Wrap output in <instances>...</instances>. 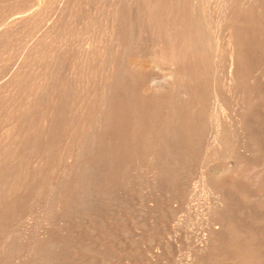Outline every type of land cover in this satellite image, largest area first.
I'll return each instance as SVG.
<instances>
[{"label":"rangeland","instance_id":"374dc122","mask_svg":"<svg viewBox=\"0 0 264 264\" xmlns=\"http://www.w3.org/2000/svg\"><path fill=\"white\" fill-rule=\"evenodd\" d=\"M39 1L40 0H11V1L0 0V44L6 45V48L3 45H2L3 47H0V95L4 92L5 89L4 87L8 85L11 75L17 71H20V69L22 71V69H24L23 68L24 64L29 63L30 65L26 67L27 68L26 70L28 71L29 66L31 70V64L33 65L35 60H33L32 63L31 59H27V58L29 57L30 49H32L31 47H34V45H36L41 40L45 41V44H43L44 42L43 43L41 42V44H43L42 46L46 50V51L44 50L45 53L43 54L45 55L44 59L42 58L45 61L44 62L42 60L43 63L46 64L43 63L40 64L45 65L46 67L42 66L45 70H43V68L41 67V70L39 72L37 71L38 69H40V65H39L38 66L39 68L38 69L36 68L37 70H34L33 74L37 75V72L39 74L42 71L41 73L42 75L44 71H46L48 65L45 59H47V57L48 58L54 57L51 58V60L53 59L54 61H56L55 58L56 56H58L57 59L60 58L59 59L60 61L57 60L56 62L59 61L58 63H60L61 65H58V63L52 61L56 65L52 66L49 64L50 68H48L49 71H52L51 67L54 68L56 66L55 69H53V73H55L54 70H57V67L59 68L60 66L58 71H56L55 73L56 75L54 76V74L47 72L49 73V75L51 74L57 79L60 77L59 78L60 80L54 79L53 77V80L55 82L51 80V82L49 83L51 84V86L49 85L50 89L51 88L53 89L54 87L57 88L56 94L52 92L55 95L49 94L50 96L53 95L55 100H56L55 96L57 95V92L60 89L58 85H60L61 87V85L63 84L62 86L63 87L67 86V89L68 87L70 88L72 86L71 89L69 90L74 91L72 88L77 86H78L77 88H80L86 85V83H88V80L93 81V79L91 78L89 79L87 77L89 76L88 74L87 76L82 75L84 77L83 78L82 76L80 77V73H79V77H78L77 71L78 70L80 71L82 67L80 66L77 69L76 65H78L81 62L80 59H83L85 57L84 56L82 58L80 54L81 55L85 54L88 51L91 52V50H93L92 49L93 46L94 49L97 48L96 49L97 52L98 51L99 53L100 51L102 52L101 54H103L102 55L103 57H105L104 55L106 51L103 52L102 50H106V49H103L102 47L104 46L107 47L106 45H108L109 48L111 45V46H116V49L117 48L119 50L122 49L121 45L119 44L120 40L118 39L115 40V41L118 40L117 42H119L118 43L119 46L117 45V43L114 42L112 43V40L108 44L107 42L110 41L108 40L110 36L104 34V33H108V31L104 32V30L106 31V20L104 18H106V15L108 14V11L106 12V9L107 10L109 9L106 7L109 5V2L111 5L113 2L115 3L116 0L113 1L112 0L111 1L110 0H43L40 6H38V4L36 6V3H38ZM134 1L135 4L132 0L131 1L127 0L128 4H126L125 1L124 5L126 6V8L129 9L128 12L132 13L131 10L133 9V13H132L133 15H131L130 13L127 14L126 13L127 10L125 11V14H127V16L129 15L128 17H130V19L134 17L133 20L135 21L136 17L134 16L135 15L134 11L136 10V13H138L136 15L137 17L139 16L140 18H136L137 21H135V23L139 22V25L141 26L143 25L142 32L143 31L144 32L143 33L141 32L142 34H140L141 41L140 42L137 41V43L136 44L134 43V45L132 46V47L137 46V48L136 47L134 48L135 49L134 51L136 53L134 54V52H132L133 51L132 48L130 49V51L126 56H123V58L125 57L124 58L125 65L126 62H128V64L131 63V65L133 66V64L138 62V64L136 63L138 66L136 64L134 66H137L135 68L140 69L141 72L139 70L138 72L140 73L141 77L136 79V81H134L136 82V84L134 82L131 83L132 84L131 87H134L132 88V91H134L135 89L137 90V92L135 91L134 94L132 95H136V96L131 97L130 95L131 93L129 90H128L129 94L127 93L128 91H126L125 94L127 96L126 95L125 96L128 97V95H130L129 96L131 97L130 100L134 99L133 101L139 100L138 102H140L142 100L141 101L142 103L140 102V104L143 105L141 108L144 109L145 111L147 110V107H150L151 103L154 104L153 102H157L158 98L160 100L165 96L167 99L168 98L173 99L172 97H174V95L173 96L171 95L176 90L173 87H175L176 84H179L180 81H183V79H179L177 81V79L175 78H169L167 80L164 79L170 70L168 67L169 62L167 60L168 54L166 53L168 52L167 50H169L170 42L174 50H178L180 47L183 48L184 44L186 43V42L184 43V41L179 40L180 41L179 42L177 40L176 42L179 43L178 44L175 43L177 45H174L173 43L174 39H172V41L169 40L168 42L167 32H164L166 30L165 28L168 29L169 27L172 28L175 27L176 23L173 24V26L171 23L175 20L174 17L176 18L180 17L178 13L181 10H183V8L187 9L186 10L187 12L189 10L194 14L196 12L198 14L196 15L200 16V19L204 23L203 25L204 32L206 33V36H208L209 38V43H208L209 48L206 51V55L208 61L210 60L208 65L210 66V68H212L213 71L209 69V66L207 65L208 62L204 64L205 67H203V65L201 64L203 68L202 67L200 68L201 65L200 66L198 65V69H200V71L203 74H205V78L201 80L204 81L202 82L206 87L205 92L200 93L201 102H199L200 99L197 96L198 94L194 98L192 97V100H194L195 98L199 100L194 102L192 112H194V110L195 112L194 113L191 112L193 115L195 114L194 115L195 118L198 112L201 117V122H202L200 128L201 132L199 131L200 135L197 136L199 138L196 137L195 140L193 139L194 141L192 140L191 143L187 144L188 148L187 146H185L184 149L185 152L183 151L184 153L182 152L180 156L181 161H179L180 160L179 158H178L179 160L177 159L176 161L174 160L176 164L179 165H176L174 161L173 162L171 161L173 163L170 164L171 166L166 162L165 164H163L161 161L159 162L157 157H155L158 156L156 147L148 148L149 146H146L143 143L141 144L139 143L140 146L143 144V146L144 147L146 146L147 149H145L143 146H141V148H138L139 145L137 144L138 146L136 145L135 147L139 149V150L137 149L138 153L136 152L135 148H132V150L127 153V155L129 154L130 158H128L126 155L128 160L126 157L123 158L125 160H123V162L120 163L121 166L116 161V163H113L114 166L109 165V167H111L110 169L106 165L104 166L105 170L102 169L99 172H96V170L95 172H93L94 170L91 171L89 170L90 172L88 171V173L78 176L76 177V179L75 178L71 179L70 177L66 176V174L63 171L66 169L67 166H68L67 168L71 166L72 163H68V162H70L72 158L63 157L61 158L62 159L61 161L60 157L57 156L58 152L56 151L55 153L57 154L56 155L53 154L54 163H52V165L57 166L59 164V166L55 167L54 171L53 169L49 170L51 172L53 171L52 173L47 172L48 174H50V176L49 175L47 176L46 173V176L48 177L46 178V180L49 183L45 182L46 181L45 180L44 182L46 185L43 186L44 182L41 181L43 185H41V183L40 185L41 187H44L43 193L46 192L50 186H52L53 187L52 189L55 190L56 187L53 184L54 182L58 183L61 181L62 182L69 181L67 182V184L63 185L65 187L66 186L70 187L71 183H73L74 185L72 184L71 189L69 187L68 189L62 187L64 188L62 189L61 184L57 186L59 188H56L55 190L56 192L57 190L58 191L60 190L59 192L63 191V196L65 192H69L67 193V195L69 196H66L65 193L66 198L62 197L60 200H55L56 199L55 198L52 200V202L54 203L51 202V198L48 199L49 195L47 197L45 193L42 194L44 195L43 197L42 195H38L37 197H35L36 199H33V197L30 195V197H32L30 199L28 192H26V195H23L25 194V191L24 193H21L22 191L21 192L19 191L20 193L18 192L19 194L16 197L18 203L15 205L17 207L20 205L19 207L22 208L18 207L21 212L19 211L18 208H17L18 210L14 208L13 210L15 211L17 210V211L16 212L13 211L14 213L13 216L14 217L16 216L15 218H18L21 221H19L18 219H16L17 220L16 221L15 218L11 216L10 217L11 219H9L11 221H8L7 222L8 224H5V226H7L6 228H4L5 226L2 227L1 230L2 233L0 235L1 238L0 247L4 242L7 248L12 247L13 249V252L9 256V258H7L5 264H18L21 262L23 257L29 258V259L24 258L27 262H30L31 261L30 259L35 260L38 257V255L34 253L29 255L27 254L28 252L27 253L25 252L27 251L28 246H31L35 242L36 243L39 242L40 244H43L41 242H44L45 245L48 244L49 245L48 249L52 244L55 245V247L54 245L52 246L54 249L51 248L52 250L51 249L49 250L50 253L48 252L47 254L48 258L46 257L45 260V262L46 261L48 262L49 260V264H191L196 260L202 248H205L204 245H206V248L208 249L206 250L207 251L206 255L208 254L209 256V257L205 256L206 259L209 260L213 257H216L217 258L216 261H219L220 259H222L219 252L223 251V247L228 246L229 248L230 245L232 244V243H228L231 242L230 238L233 237V240L236 243L235 239H237L238 237L235 238L236 234L233 233L234 232L236 233L237 230H238L237 235H239L240 233V235H243L242 237L246 238L244 239L240 236L244 240V242L247 241V243H251L252 241H254L257 243V245L261 244L260 246L261 248L256 245L258 247L257 249H262V251L264 249V0H183V1L181 0V2L180 0L179 1L178 0L177 1L176 0H140V1L134 0ZM136 1L138 5H136ZM138 1L141 2L143 6H147V7L144 9L141 3H139ZM129 2H131L132 4ZM139 5H141L142 7ZM177 5L178 6L180 5L179 8ZM134 6H136L135 7L136 9L133 8ZM153 6L154 8H156V10L153 8ZM143 9L144 11H142ZM152 10L154 12H152ZM105 12L106 15H104L103 17V14H105ZM144 12L150 14L146 16L145 15L146 13L144 14ZM141 13H143L144 15ZM152 13L153 14L155 13V15H153ZM67 14H71L70 15L71 17ZM78 14H80V16ZM151 16L153 18H151ZM72 17L74 18V20ZM78 17L79 19H77ZM82 17L84 18V22L88 21V23H90V25L85 23L87 26L89 25V30L85 29V27L87 28V26L84 24ZM91 17L93 18V22H91L92 19H89ZM144 17L145 19L147 17L149 19H146V21L144 22L145 20ZM60 18L61 20L63 21L65 20V21L62 22ZM95 18H98V20L101 21H97ZM171 18L172 19L174 18L172 22L170 20ZM167 20L169 21L167 22ZM177 20L178 19H176L174 22H176ZM5 21L12 24L10 28L11 30L8 29V33L7 30L6 31L3 30ZM56 21H59L61 24L62 23L63 24L60 25V23L58 22L59 24H56L55 27L53 26V24L57 23ZM78 21L81 22L82 26L83 24L85 25V27L81 26L84 30L81 27L80 28L83 31L87 30L86 31L87 34L85 32L82 33L83 31L79 29L80 22ZM94 21L100 23L103 22L104 25L103 23H101L102 25L99 26L100 23H95ZM148 21L149 23H147ZM165 22L167 24H165ZM168 23L171 24V26L170 25L168 26ZM96 24L97 27L99 26V30L97 31L102 32L101 34H103L104 37L101 36L99 32L96 31L97 28ZM144 24L146 28L150 27V29H152L151 33H150V29H148L149 30L148 31L146 28H144L145 27ZM93 26L95 28H93ZM69 27H71V29ZM76 27L78 30L76 29ZM162 27H164L165 30ZM185 27L188 36L192 38L193 27H189V26H185ZM159 29L160 31L161 30L163 31L160 32ZM154 31H156V34ZM46 32L48 33V36L46 38L41 39L43 34H45ZM90 32L91 34H89ZM9 33H11L10 37H8ZM89 35L91 38L89 37ZM143 35H145L144 36L145 38L148 37L149 38L148 40L151 41L145 40ZM67 36L68 37L70 36V38H68ZM7 37L11 39L9 40ZM95 38H98L97 40L101 39L103 42L105 40L108 41L107 42L105 41L106 45L105 42L103 43L104 44L103 45L100 42L101 40H99L98 43H96L97 41ZM155 38H158V40ZM208 38H206V41H208ZM7 40L10 41L9 44L7 43L9 41ZM56 40H58L57 42L60 43L58 44ZM61 40L63 41L61 42ZM153 42L155 43L154 47L150 45V47H148L149 49H147L146 46H149L150 43L153 44ZM95 43L96 44L101 43L103 46H101L100 44L98 48V45L96 47ZM42 46H40V48ZM62 46L64 48H61ZM238 47L240 48L239 50H237ZM112 48L113 47H111V50ZM164 48L165 49L168 48V49L164 50ZM235 50L238 52H236ZM23 51L25 52V54ZM54 51H56L57 53L56 52L54 53ZM64 51L65 52L68 51L67 53H69L70 51L72 54L71 53H69V55L67 53L65 54ZM52 52H53V56H52ZM92 52L91 54H89L88 52L87 54V56L89 57L88 60L90 59V55L94 53ZM138 52L139 53L141 52L143 56L147 54L148 57L147 55L146 57H142V55L139 54ZM154 52H158L159 54V56L157 55L154 57L155 61L150 59L153 58ZM163 52H165V54L167 55H165ZM231 52L235 54L238 53L236 55L239 56L237 76L235 77L234 80L229 78L232 75L231 73H229V71L233 67L230 66L229 64L230 56L232 54ZM26 53L28 55H26ZM54 54L57 55L54 56ZM58 54H61L62 56L60 55L61 56L60 57ZM101 54L94 53L95 56L94 55L93 56L96 57L97 55L98 58L99 55L100 57H102ZM63 56H65L66 59L65 58L62 59ZM93 56L92 59L94 58ZM164 58L166 59L164 60ZM61 59L65 61H62ZM92 59L90 60V63L86 64L87 68H85V65L83 66V68L87 69L88 72L89 71L88 65L90 64L91 67H93V69L94 67L96 68V70L98 69L97 73L100 74L99 69L102 68L101 65L99 64L98 67L95 66L96 63L95 61L97 60L99 61V59L96 60L94 58L95 60H93V62L95 63L92 62ZM22 60L24 62L26 60L28 61L30 60L31 62L29 61L23 63ZM49 60L50 59H48L47 61ZM52 62L50 63L53 64ZM98 63H100V61ZM98 63H96V65ZM241 63L243 64V66L241 65ZM63 64L65 65V67ZM69 64L70 66H72L71 68L69 67ZM204 68H207L206 71L209 69V71L206 72ZM66 69H68V71ZM73 70L74 71L77 70V71H75L74 73ZM35 71L37 72L35 73ZM57 72L58 73L60 72V74H58ZM76 72L77 75L75 76ZM45 73L44 75H42V77L45 76ZM47 73L46 75L48 76V78H52ZM210 73L211 75L209 77ZM212 74L215 77H213ZM61 75L63 77H61ZM74 76L76 79L74 78ZM152 76H156L158 79L162 81L160 83L161 85L158 88L155 87L154 89L150 88L151 86H149L150 84L149 82H150V77ZM211 76L214 79L211 78ZM162 79L165 80L166 82H163ZM230 79L232 80V82L230 81ZM67 80L68 81L70 80L69 85L67 84L68 83ZM81 80L82 81L84 80L86 82L83 81V83H81L82 82ZM209 80L211 81L209 82ZM76 81L79 82L77 83ZM183 82H181L180 84L191 86V84L193 83V82L190 83L189 80L186 81L187 84L186 82H184L185 84ZM74 83H76V85ZM53 84L55 86H53ZM95 84L97 85L98 82ZM180 84L178 86H180ZM208 84H210L209 87L211 89L207 87ZM165 85L168 86L171 90L168 87H165ZM28 87L29 85L27 86V88ZM65 88L66 87L62 88L63 89L62 91H65ZM77 88H75V90ZM42 90L44 92V89ZM77 91L80 98L84 96L83 91H79V90ZM138 91L140 92V96H137L139 95ZM168 91L172 92V94L170 95ZM26 92L25 95L28 93ZM45 93L41 94V97H39L40 94L38 95L39 97L38 99H40V102L41 100H43L42 96L44 97L46 96ZM61 93L62 92L60 89L58 92L59 95L57 96V100L55 103V105L57 106L58 104L60 105L64 103L62 99L59 100L60 103L58 102V99H60L59 96L62 97L64 96ZM119 94L121 93L118 92V95ZM143 95L145 96L143 97ZM166 95L167 96L169 95V97H167ZM183 95H184L183 98L181 97L182 95L180 96V100L183 99L184 102H186L185 100H187L186 104L191 103L192 100L189 101L190 97L187 94H183ZM79 96L76 99L77 106L84 107V103H82V99L85 98L86 93L85 96L82 97L81 99L79 98ZM186 96L187 98L185 99ZM114 97L116 96L114 95ZM135 97L136 98L139 97L140 99L137 98L135 100ZM54 98H50V99H54ZM80 100L82 106L78 104V101L80 103ZM150 100H152L153 102L151 101L150 103ZM180 100L178 101L183 102V100L182 101ZM196 102L197 103L199 102L198 106ZM143 103H146L145 104L147 106L145 107L146 109L144 108L145 105ZM170 103L174 104V102H170ZM167 104L168 103L164 104V106L165 105L166 106L162 109L163 114H167L170 112L168 108L169 104L168 105ZM30 108H32L31 109L32 111H34L35 108L36 110L39 109L37 107L35 108L30 107ZM23 109L25 110V108ZM26 109H28V106ZM21 110L17 111L18 114L19 113L21 114L24 111ZM1 111L2 110H0V114H1L0 116L2 117V115L4 116L5 111L2 112ZM193 115L192 117L194 118ZM50 116L51 119L57 118L55 115L52 116V114L49 115V118ZM1 117H0V121L2 120ZM36 118H37V122L40 121L38 117ZM39 118H41L40 121L42 123L41 125H44L43 127L49 129L50 125L47 124L45 125L43 122L47 119L46 122L50 124L49 121H51V119L50 120H48V118L43 119V117L40 116ZM125 121L126 122L128 121L127 118H125ZM1 122L0 124L2 125L0 126V133L4 131L6 126V123H1ZM148 122L149 121H146L144 119L141 123H137V128H140V125H142L143 128H147ZM215 122L216 123L221 122V132L223 131L222 133L224 134V138L227 139L229 143L228 145L224 146L225 148L222 149V151L214 155V153H212L213 151L210 145H211V137H212L211 133H213V131L215 130V126L212 125H216ZM40 127L43 128L42 126ZM110 128L112 129L113 126H110ZM110 128H108V131L110 130ZM48 129L44 128L43 130L45 131ZM204 129H207V131ZM228 138L231 140L229 141ZM198 140L199 141L201 140L200 141L201 143ZM133 149L135 151H133ZM104 150L105 149H103V151L101 150L102 155L105 153ZM151 152L152 154L150 155ZM90 153H92V156L90 155ZM131 153L132 155L130 156ZM207 154L209 158L207 157ZM220 154L222 157H219ZM94 155L96 157V154H93V152L88 151L85 156L87 158L89 157V162L91 163L92 161H94L93 160L95 158ZM104 155L106 156L107 154ZM140 155L144 160L141 159ZM144 157H146L147 160ZM132 158L135 159L133 160ZM55 160L57 164H55L56 163ZM66 160H70V161H67L66 163ZM13 164H16V162ZM115 164L118 167L120 166L121 168L120 167L118 168ZM164 168L166 169L163 170ZM111 171L113 173H111ZM212 172L213 173L215 172L216 176ZM106 174H108L109 176ZM91 175L93 177L95 176L94 177L95 179L91 177ZM129 175L130 178H128ZM105 176L107 177V180ZM69 178L73 181L79 180L78 182H76L77 188L78 187L80 188L83 182L84 183L86 182L87 184L85 183V185L87 186L83 184L84 189L81 187L80 188L82 189L81 191L75 188L76 183L71 181ZM80 178L83 180H81ZM98 179L100 180V182H98L99 181ZM27 180L29 182V178ZM49 180L53 183L51 184ZM117 180L118 182L121 180V182L115 184ZM113 181L115 182L113 183ZM113 184L115 187L113 186ZM103 185L105 188L103 187ZM72 187H74L75 189H73ZM106 190L108 191L106 192ZM47 192L48 194H50V191ZM86 193L89 196L90 195L91 196L88 197ZM27 195L29 198L27 197ZM45 198L46 200H44ZM28 199L29 201H27ZM33 200H35L36 202ZM62 201H64V203ZM38 202H40V204ZM56 202L57 205L56 206L53 205L56 204ZM66 202L68 204H66ZM31 204L33 205V207ZM43 205L46 207H44ZM64 210H66L67 212ZM3 233H5L6 235ZM32 238L34 239V241H32L33 240ZM252 238L255 240H253ZM257 239H259L258 241H261L263 245L261 242H258ZM10 242H12L13 244L11 243L10 245ZM207 244L209 245L207 246ZM14 245L17 248H15ZM212 248L214 249V251L216 250L217 252L219 250V252L217 253L214 251L213 252L209 251V249L213 250ZM56 249L59 250L57 251ZM218 254L219 256H217ZM53 256L55 257V259ZM224 258H227V256ZM229 260H231V257H229Z\"/></svg>","mask_w":264,"mask_h":264},{"label":"bare ground","instance_id":"6f19581e","mask_svg":"<svg viewBox=\"0 0 264 264\" xmlns=\"http://www.w3.org/2000/svg\"><path fill=\"white\" fill-rule=\"evenodd\" d=\"M11 1V0H10ZM111 1V0H110ZM113 1V0H112ZM125 1H126V4H128L127 0H116V2L112 3L110 5V2H109V7L107 6L106 8H109L108 10L106 9V12L108 11V14L106 15V12L105 14H103V17L104 15H106V18H104L106 20V31L104 30V32H107L108 33H104V34H107L108 36H110V38L108 40H105L108 44L109 42H111L112 40V43H118L121 45L122 49L119 50L118 48L116 49V46H111L110 45V48L108 47V45H106V42H105V45L107 47H102L103 49H106V50H102L103 52H105V57H103L101 54L102 52L99 51L97 52L95 48L94 49V46L92 47L93 50H91V52L93 51H96L94 53H98V54H101L102 57H100L98 55V58H97V55L96 57H94V53L92 55H90V59L88 60V52L89 54H91L90 51H88L87 53L85 54H80V56H82L83 59H80L81 62L76 65V68L78 69L80 66L82 67L81 70L77 71L78 72V77H79V73H80V77L83 75H86L87 74L89 76H87L89 79H93V81H89L88 80V83H86V85H84L83 87H80V88H77V87H74L72 88L74 91H71L69 89H71V87L67 89V86H64L66 87L65 88V91H62L64 88L62 85L59 88L61 89V94L64 95L63 97L62 96H59L60 99H58V102L60 103L59 100H63L64 103H61L62 104H58L55 105L56 103V100H57V96L59 95L58 92H57V95L55 96L56 97V100L55 98L53 97V95L56 94V91H57V88H49V85L51 86V84H49L51 82V80H53V77L56 75V71H58L59 68L57 67V70H54L55 73H53V69H55V67H51L52 71H49L48 68H50L49 66L50 65H56L54 64L52 61H54L53 59L51 60V58H54V57H51V58H48L45 59L46 62H47V69L46 71H44V73L46 72H50L53 75H49V73H47L49 76H51L52 78H48V76L46 75L45 73V76L42 77V75H44V73L41 75V73L38 74L37 71L40 72L41 70V67H46L45 65H41L40 63H43V59H44V56L43 55L45 52V48H43V44H45V41H39L36 45H34V47H31L32 49H30V53H29V57L27 59H31L32 63H33V60L34 61V64L32 65L31 64V70H30V66L28 67V71L26 70L27 66L30 65L29 63L27 64L26 62H29L28 60H26L25 62L23 61V63H26L24 64L22 71L20 69V71H17L15 73H13L11 75V78H10V81L8 83L7 86H5L4 88V92L0 95V110L2 111H5L4 113V116L2 115V122L1 123H6V126H5V129L3 132H1V136H0V235L2 233V227L5 226V224H8L7 222L8 221H11L9 219H11L10 217L14 215L13 210L14 208L17 209L18 207L15 205L18 203L16 197L18 196V194L21 192V193H24L25 191V194L23 195H26V192H28L29 194V197L30 195L33 197V199H36L35 197H37L38 195H42L45 193V195H49L48 199L51 198V202L53 199L55 200H60L62 197H65L66 196H69L67 195V193L69 192H65L66 193V196H65V193H64V196H63V191L59 192L57 190V192L55 191L56 188H59L57 186H59L61 184V188L64 187L65 189H68V187L66 188L65 184H67V182L69 181H66V182H58V183H53L51 182L50 180V183L54 184V186L56 187L55 190L52 189L53 187L50 186L48 188L47 191H50V194H48V192H44L43 193V188L44 187H41V185L45 186V182H48L46 180V178H48L47 176L50 174L51 169H55V167L59 166V164L57 166H53L52 163L53 162V154L56 155L57 153H55L56 151L58 152L57 156L61 158L63 157H70L72 158V160H66V163L67 161H70L68 163H72L71 166L69 168L66 167L65 170H62L64 171V173L66 174V176L70 177L71 179L72 178H75L78 177V176H81L85 173H88V171L90 170H94L93 172H99L101 171L102 169L105 170L104 166H108L109 165H113V163H116V161L119 163V165L121 166V162H123V158L126 157L127 153L130 152L132 150V148H135L136 152H137V149L138 148H141V146L146 145V146H149L148 148H151V147H156L157 148V153H158V156H155L157 157V159L159 160V162L161 161L163 164H165V162L167 164H173L172 162L176 159L181 161V153L184 151L185 149V146H187V144L191 143L192 140L200 135L199 131L201 130V117H200V114L199 112L196 114V118H195V114L193 115L192 113L195 112H192L193 111V105H194V102L195 101H199L197 100V98H195L194 100H192V97L194 98L197 94L198 98L200 99L201 98V95L200 93L202 92H205V86H204V81L201 80L203 78H205V74H203L200 69H198V65L200 66L201 64L203 65V67H205V63H207V65L209 64V61L207 59V55H206V51L207 49L209 48L208 46V43H209V38L208 36H206V33L204 32V23L202 22V20L200 19V16H197L198 14L195 12V14L193 12H191L190 10L187 12L186 10L187 9H184L183 7V10L180 11V8L178 14H179V18H175L178 19L176 22H172V20L174 19H170L171 20V24L173 26V24H175V27H169L168 29L164 27H162L165 31L164 32H167V35H168V42L169 40L172 41V39H174V45H177L180 41H184V46L183 48L180 47L178 50H174L172 45H171V42H170V47H169V50L165 49L164 50H167L168 52H166L167 54H165V52H163L165 55H167V60H168V67H169V72L167 73L166 77L164 79H169V78H175L177 79V81L179 79H183L184 82L186 81H190L193 82L191 84V86H188V85H182L180 84L181 82L183 81H180L179 84L180 86H178L179 84H176L175 87H173L174 89H176L174 91V93L172 94V92H169L171 96L174 95V97H172L173 99H167L165 96L163 98H161L159 100L158 98V101L157 102H153L152 100H150V103L151 101L154 103V104H150V107H147L145 104L146 103H143L145 107H147V110L145 111L144 109H142L141 107L143 105L140 104V102H138L136 99H140L139 97H135V100L136 101H133L134 99H131L130 98L132 96H136V95H132L134 94V92L137 90L135 89L134 91H132V88L134 87H131L132 84L134 81H136V79L140 78L141 75L140 73L138 72V70L140 71V69H137L135 67H137L138 65V62H134L137 66H134L135 64H133V66L130 64H128V62H126V65L124 63L125 61V57L123 58V56H126L128 54V52L130 51V49H132L134 52V54L136 53L134 50V48L137 46H134V43L136 44L137 41L140 42L141 38H140V34H142V26L139 25V22L138 23H135L136 18H140L139 16L137 17L136 14V10L134 11L135 12V21L132 19H130V17L127 16L128 13V8H126V6L124 5L125 4ZM131 1V0H130ZM135 4V1L132 0ZM140 1V0H139ZM138 1V2H139ZM177 1V0H176ZM179 1V0H178ZM183 1V0H182ZM41 2H43V0H40L38 3H36V6L38 4V6L41 5ZM124 2V3H123ZM181 2V0H180ZM178 2V3H180ZM75 3V2H74ZM131 3V2H129ZM141 3V2H139ZM132 4V3H131ZM130 4V5H131ZM133 4V5H134ZM136 5H138L137 1H136ZM142 5V3H141ZM139 5V6H141ZM66 6V5H65ZM128 6V5H127ZM132 6V5H131ZM143 6V5H142ZM141 6V7H142ZM178 6V5H177ZM180 6V5H179ZM178 6V8H179ZM186 6V5H185ZM136 6H134L133 8H135ZM147 6H143V8L145 9ZM187 7V6H186ZM64 8V7H63ZM67 8V7H65ZM138 8V6H137ZM140 8V7H139ZM154 8V6H153ZM136 9V8H135ZM142 9V8H141ZM144 9L142 11H144ZM156 10V8H154ZM153 9V10H154ZM72 10V9H71ZM99 10V8H98ZM127 10V11H126ZM131 10V8H130ZM152 10V12H154ZM103 11V10H102ZM110 11V12H109ZM125 11L127 14H125ZM132 13H133V9L131 10ZM138 11V10H137ZM178 11V10H177ZM80 12V11H78ZM158 12V10H157ZM156 12V13H157ZM190 12V13H189ZM82 13V12H81ZM103 13V12H102ZM132 13H130L131 15H133ZM140 13V11H139ZM146 12H144L145 14ZM176 13V12H175ZM76 14V13H75ZM143 14V13H141ZM143 14V15H144ZM150 13H146L145 15H149ZM153 14V13H152ZM197 14V15H196ZM60 15V14H59ZM67 15H71V14H67ZM80 16V14H78ZM77 15V16H78ZM155 15V13L153 14ZM76 16V15H75ZM99 16V15H98ZM157 16V15H156ZM154 16V17H156ZM61 17V16H60ZM71 17V16H70ZM74 17V16H73ZM72 17V18H73ZM93 17V16H92ZM89 18V19H92L91 22H93V18ZM97 17V16H96ZM65 18V17H64ZM75 18V17H74ZM73 18V20H74ZM83 18V17H82ZM87 18V17H86ZM151 18H153L151 16ZM63 19V18H62ZM79 19V17L77 18ZM88 19V20H89ZM97 21H101V20H98V18H95ZM100 19V18H99ZM142 19V18H141ZM145 19V17H144ZM143 19V20H144ZM146 19H149L148 17ZM146 19L144 20V22L146 21ZM186 19V20H185ZM61 20V18H60ZM71 20V19H70ZM72 20V21H73ZM153 20V19H152ZM220 20V19H219ZM62 22H64L63 20H61ZM76 21V20H75ZM90 21V20H89ZM97 21H94L95 23H100V22H97ZM104 21V20H102ZM169 20H167L168 22ZM11 22V21H10ZM57 23H54L53 26L56 27V24H59L60 22L59 21H56ZM59 22V23H58ZM80 22V21H78ZM83 22H84V18H83ZM82 22V23H83ZM12 23V22H11ZM70 23V22H69ZM87 23L90 25V23H88V21L84 22V24ZM103 23V22H101ZM99 24L102 25V24ZM149 23V21L147 22ZM157 23V22H156ZM170 23V22H169ZM168 23V26L171 24ZM63 24V23H62ZM60 23V25H62ZM81 24V22H80ZM79 24V29L81 30V28L85 25L82 24L80 25ZM142 24V23H140ZM165 24H167L165 22ZM164 24V25H165ZM11 25L10 23H8L7 21L4 22V28L3 30L6 31L7 30V33H8V29L11 28ZM74 25V24H73ZM89 25L87 26V28L85 27V29H88L89 30ZM92 25V24H91ZM94 25V24H93ZM104 25V23H103ZM148 25V24H147ZM150 25H151V22H150ZM161 25V24H160ZM59 26V25H58ZM57 26V27H58ZM78 26V25H77ZM82 26V27H81ZM99 26L97 27V24H96V31L99 30ZM141 26V27H140ZM145 26V24H144ZM166 26V25H165ZM167 26V27H168ZM176 26H179V27H176ZM185 26H189V27H193V36L192 38L190 36H188L187 34V30H186V27ZM81 27V28H80ZM91 27V26H90ZM149 27V26H148ZM157 27V26H156ZM71 29V27H69ZM75 28V27H74ZM92 28V27H91ZM90 28V29H91ZM93 28H95L93 26ZM101 28V27H100ZM146 28V26L144 27ZM63 29V28H62ZM77 29V27H76ZM75 29V31H76ZM83 29V28H82ZM147 30L150 29L149 28H146ZM155 29V28H153ZM11 30V29H10ZM55 30V29H54ZM78 30V29H77ZM84 30V29H83ZM81 30V31H83ZM93 30V29H92ZM90 30V31H92ZM151 30L150 29V33H151ZM50 31V30H49ZM53 31V30H52ZM57 31V30H56ZM87 30L83 31L82 33H86ZM95 31V32H96ZM149 31V30H148ZM160 31V29H159ZM163 31V30H161ZM160 31V32H161ZM55 32V31H54ZM63 32V31H62ZM67 32V31H66ZM99 32V31H97ZM142 32V33H141ZM155 34H156V31H154ZM6 33V32H5ZM6 33V34H7ZM50 33V32H49ZM52 33V32H51ZM56 33V32H55ZM61 33V32H60ZM102 32H99V34L101 36L104 37L103 34H101ZM146 33V32H145ZM10 34L8 35V37H10ZM58 34V33H57ZM70 34V33H68ZM87 34V33H86ZM91 34V32L89 33ZM153 34V32H152ZM66 35V34H65ZM159 35V34H158ZM42 36V35H41ZM44 36V37H43ZM42 38H46L48 36V33L46 32L45 34H43ZM53 36V35H52ZM58 36V35H57ZM145 35H143L144 37ZM7 37V38H8ZM61 37V36H60ZM58 37V38H60ZM66 37V36H65ZM68 37V36H67ZM90 37V35H89ZM98 37V36H97ZM102 37V38H103ZM106 37V35H105ZM142 37V36H141ZM231 37V36H230ZM70 38V36L68 37ZM91 38V37H90ZM145 38V37H144ZM143 38V39H144ZM147 38V39H146ZM145 40H148L149 38L146 37ZM164 38H165V35H164ZM187 38V39H186ZM206 38H208V41H206ZM9 39V38H8ZM11 39V38H10ZM9 39V40H10ZM51 39V37H50ZM54 39V38H53ZM57 39V38H56ZM96 39V43H98L99 40H97L98 38H95ZM106 39V38H105ZM116 39L120 40L119 42L115 41ZM142 39V40H143ZM152 39V38H150ZM158 40V38H155ZM7 40V41H9ZM46 40V39H45ZM65 40V39H63ZM61 40V42L63 41ZM69 40V39H68ZM104 40V39H103ZM144 40V41H145ZM179 41V42H176V41ZM12 41V40H11ZM58 40H56L57 42ZM91 41V40H90ZM148 41H151V40H148ZM41 42L43 44H41ZM48 42V41H47ZM52 42V41H50ZM94 42V41H92ZM91 42V43H92ZM102 44L104 43L102 40L100 41ZM157 42V41H156ZM159 42V41H158ZM8 44L10 43L7 42ZM58 43V42H57ZM60 43V42H59ZM58 43V44H59ZM88 43V42H87ZM95 43V44H96ZM100 43V44H101ZM111 43V44H112ZM166 43V42H165ZM177 43V44H175ZM241 43V42H240ZM100 44H96V47L98 45V48L100 46ZM101 44V46H103ZM183 44V43H182ZM3 46H5L6 48V45L2 44ZM1 44H0V47H3ZM39 45V46H38ZM49 45V43H48ZM54 45V44H53ZM64 45V43H63ZM116 45V44H115ZM147 45V44H146ZM150 45L152 47H154L155 43L153 42L149 44V46H146L147 49H149L148 47H150ZM231 45V44H230ZM8 46V45H7ZM40 46H42L40 48ZM68 46V44H67ZM119 46V45H118ZM117 46V47H118ZM145 46V45H144ZM111 47L112 50H111ZM115 47V48H114ZM156 47V46H155ZM207 47V48H206ZM245 47V46H244ZM40 48V49H39ZM55 48V47H54ZM58 48V47H57ZM61 48H64L63 46ZM66 48V47H65ZM101 48V47H100ZM139 48V47H138ZM3 49V48H2ZM67 49V48H66ZM240 48L238 47L237 50H239ZM29 50V49H27ZM99 50V49H98ZM101 50V49H100ZM232 50V49H231ZM243 50V49H242ZM46 51V50H45ZM163 51V50H162ZM236 51V50H235ZM24 52V51H23ZM56 51H54L55 53ZM65 52V51H64ZM68 52V51H67ZM65 52V54L67 53ZM161 52V51H160ZM159 52V53H160ZM188 52V53H187ZM234 52V51H233ZM231 52V56H230V66H233L232 69L229 71V73H231L232 75L229 77L231 79H235V77L237 76V68H238V61H239V56L236 55L238 53H233ZM238 52V51H236ZM28 53V52H27ZM26 53V55H28ZM57 53V52H56ZM59 53V52H58ZM63 53V52H62ZM69 53H71L69 51ZM69 53H67L69 55ZM139 53V52H138ZM162 53V52H161ZM25 54V52H24ZM23 54V55H24ZM48 54V52H47ZM72 54V53H71ZM124 54V55H123ZM139 54L142 55V53L140 52ZM163 54V56H164ZM57 55V54H54V56ZM59 56L61 54H58ZM94 55V56H93ZM140 55V56H141ZM147 54H145L144 56L142 55V57H146ZM159 56L158 52H154L153 53V58H150L151 60H154V57L155 56ZM162 55V54H161ZM160 55V56H161ZM52 56H53V52H52ZM62 56V55H61ZM60 56V57H61ZM78 56V55H77ZM76 56V57H77ZM92 56L97 60L99 59L100 63H98L99 61H95L96 63H98L96 65L95 62H93V60H95L94 58L92 59ZM138 56V54H137ZM151 56V55H150ZM188 56V57H187ZM191 56V57H190ZM25 57V56H24ZM68 57V56H67ZM71 57V55H70ZM148 57V55H147ZM26 58V57H25ZM43 58V59H42ZM56 58V61L59 60L57 59L58 56L55 57ZM65 56L62 57V59H64ZM241 58V57H240ZM48 59H50L49 61H47ZM61 59V60H62ZM66 59V58H65ZM69 59H72V58H69ZM74 59V58H73ZM76 59V58H75ZM78 59V58H77ZM92 59V62L95 63V66L98 67V65L100 64L102 68L99 69V73H97V70L96 68L94 67H91V65L89 64L88 65V71L87 72V66L86 64L90 63V60ZM166 58H164L165 60ZM43 60V61H42ZM162 60V59H161ZM160 60V61H161ZM21 61V60H20ZM30 61V62H31ZM54 61V62H56ZM60 61V60H59ZM58 61V62H59ZM62 61H65V60H62ZM61 61V63H62ZM72 61V60H71ZM69 61V62H71ZM87 61V63H86ZM45 62V61H44ZM50 62H52L53 64H51ZM56 62V63H58ZM73 62V61H72ZM75 62V61H74ZM164 62V61H163ZM167 62V61H166ZM165 62V63H166ZM241 62V61H240ZM199 63V64H198ZM43 64H46V63H43ZM50 64V65H49ZM65 64V63H64ZM63 64V65H64ZM74 64V63H73ZM76 64V63H75ZM140 64V63H139ZM142 64V63H141ZM40 65V69H38ZM58 65H61L60 63H58ZM72 65V64H71ZM85 65V68H83V66ZM143 65V64H142ZM166 65V64H165ZM202 65L200 66V68L202 67ZM206 65V66H207ZM240 65V64H239ZM241 65L243 66V64L241 63ZM78 66V67H77ZM140 66V65H139ZM209 66V65H208ZM207 66V67H208ZM42 67V68H43ZM63 67V66H61ZM65 67V65H64ZM69 67L71 68L72 66H70L69 64ZM100 67V66H99ZM152 67V66H151ZM202 67V68H203ZM38 70H37V69ZM92 68V69H91ZM155 68V66H154ZM50 69V70H51ZM73 69V68H72ZM71 69V70H72ZM137 69V70H136ZM205 71L207 68H204ZM209 69L212 70V68H210L209 66ZM209 69L207 71H209ZM34 70H37L35 71V73L37 72V75H34ZM43 70H45L43 68ZM68 71V69H66ZM148 70V69H147ZM203 70V69H202ZM210 70V72H211ZM65 71V70H63ZM75 71L73 70V72L75 73ZM143 71V70H142ZM146 71V70H145ZM206 71V72H207ZM213 71V70H212ZM31 72H32V75H31ZM61 72V71H60ZM60 72L58 74H60ZM70 72V70H69ZM77 72L75 74V76L77 75ZM141 72V71H140ZM159 72V71H158ZM94 73V74H93ZM151 73V72H150ZM205 73V72H204ZM214 73V72H213ZM67 74V73H66ZM73 74V73H72ZM71 74V75H72ZM240 74V73H239ZM238 74V75H239ZM69 75V74H68ZM67 75V76H68ZM211 73L209 74V77H210ZM65 76V74H64ZM74 76V78H75ZM82 76V77H83ZM213 77H215L213 74H212ZM211 76V78H213ZM61 77H63L61 75ZM70 77V76H69ZM60 78V77H59ZM58 78V79H59ZM84 78V77H83ZM97 78H100V79H97ZM208 78V77H207ZM32 79V80H31ZM54 79H57L54 77ZM57 79V80H58ZM62 79V78H61ZM76 79V78H75ZM79 79V78H77ZM97 79V80H96ZM188 79V80H186ZM214 79V78H213ZM230 79V81L232 82V80ZM60 80V79H59ZM66 80V79H65ZM95 80V81H94ZM99 80V81H98ZM163 80V79H162ZM212 80V79H211ZM209 80V82L211 81ZM31 81V82H30ZM75 81V80H73ZM82 81V80H81ZM80 81V82H81ZM84 81V80H83ZM83 81L81 83H83ZM203 81V82H202ZM229 81V80H228ZM53 82H55L53 80ZM67 84L69 85V82L70 80L68 81L67 80ZM77 82V81H76ZM79 82V81H78ZM77 82V83H78ZM86 82V81H84ZM98 82V84L96 85L95 83ZM162 81L160 79H158L156 76H152L150 77V84L149 86H151L150 88L154 89L155 88H158L161 84ZM163 82H166L165 80H163ZM183 82V83H184ZM57 83V81H56ZM54 83V84H56ZM61 83V82H60ZM64 83V81H63ZM136 84V82H134ZM168 83V82H167ZM166 83V85H167ZM176 83V82H175ZM189 83V84H190ZM53 84V86H55ZM65 84V85H67ZM76 85V83H74ZM73 84V85H74ZM139 84V83H138ZM165 84V83H164ZM185 84V83H184ZM187 84V82H186ZM230 84V83H229ZM232 84V83H231ZM234 84V83H233ZM29 85V89L27 88V86ZM80 85V84H79ZM88 85V87H87ZM165 87H168L166 86ZM210 84H208L207 87H209ZM212 85V84H211ZM52 86V87H53ZM57 86V87H58ZM141 86V84H140ZM170 86V85H169ZM213 86V85H212ZM163 87V86H161ZM75 88H77L75 90ZM88 88V89H87ZM169 88V87H168ZM210 88V87H209ZM208 88V89H209ZM28 89V91H27ZM44 89V92L43 90ZM50 89V91H49ZM165 89V88H164ZM170 89V88H169ZM211 89V88H210ZM42 90V92H41ZM68 90V91H67ZM83 91L84 93V96H85V93H86V96L85 98L82 99V103H84V107L81 105V100H80V103L78 101V104L82 107H78L77 106V97L79 96L78 94V91ZM85 90V92H84ZM87 90V91H86ZM130 91V95L131 97H129L130 95H128V97H126L127 95L125 94L126 91ZM160 90V89H159ZM171 90V89H170ZM231 90V89H230ZM28 93H27V92ZM129 91L127 92L129 94ZM142 91V90H141ZM21 92V93H20ZM22 92H23V95H22ZM25 92L27 93L25 95ZM40 92V93H39ZM46 92V93H45ZM50 92V93H49ZM54 92V93H52ZM118 92L121 93L118 95ZM139 92V91H138ZM158 92V91H157ZM38 93V94H37ZM45 93V97H43V100H41L40 102V99H38L39 97H41V94H44ZM148 93V92H147ZM162 93V92H161ZM207 93V91H206ZM205 93V94H206ZM220 93V92H219ZM13 94V95H12ZM40 94V96L38 97V95ZM49 94H53L52 96H50ZM82 94V92H81ZM151 94V93H149ZM147 94V95H149ZM183 94H187L190 99L189 101H191V103L189 104H186L187 100H185L186 102H184V100L182 99L183 98ZM114 95L116 97H114ZM126 95V96H125ZM182 95V96H181ZM216 95V94H215ZM82 96V97H84ZM137 96H140V92H139V95ZM145 95H143L144 97ZM156 96V95H155ZM167 96V95H166ZM180 96L182 97L181 99L183 100V102H179L178 100H180ZM205 96V95H204ZM217 96V95H216ZM62 97V98H61ZM81 97V98H82ZM169 97V95L167 96ZM24 98V99H22ZM50 98H54V99H50ZM80 98V96H79ZM80 98V99H81ZM114 98V99H113ZM149 98V97H148ZM156 98V97H155ZM187 98V96L185 97V99ZM230 98V96H229ZM143 99V98H142ZM177 99V101H176ZM215 99V98H214ZM213 99V100H214ZM217 99V98H216ZM170 100V101H169ZM173 100V101H171ZM180 100V101H182ZM219 100V99H218ZM225 100V98H224ZM55 101V102H53ZM204 101V100H202ZM145 102V101H144ZM149 102V101H147ZM170 102H174V104L170 103ZM201 102V99L200 101ZM199 102L197 103V106L199 104ZM217 102V101H216ZM219 102V101H218ZM221 102V101H220ZM142 103V102H141ZM165 103H170L169 104V110L170 112L167 113V114H163L162 113V109L166 106H164ZM184 103V104H183ZM204 103V102H203ZM167 104V105H168ZM186 104V105H185ZM28 106V109H26ZM77 106V108H76ZM30 107H37L39 109L36 110V108L34 109V111H32ZM60 107V108H59ZM22 108V110H24L23 108H25V110L20 114H18V110L20 111ZM30 108V109H29ZM82 108V109H80ZM146 109V108H145ZM21 110V111H22ZM168 110V111H169ZM1 111V112H2ZM192 112V113H191ZM201 112V111H200ZM203 112V111H202ZM204 113V112H203ZM52 114L55 115L57 118H52L51 119V116L49 118V115ZM194 116V118L192 117V115ZM1 115V114H0ZM142 115V116H141ZM40 117H43V119H46L48 118V120L51 119L50 124H48L46 121L47 119L43 122L45 125H50L49 129L46 128V127H43L44 125H41L42 123L40 122L41 121V118ZM40 120L37 122V118ZM125 118H127V122L125 121ZM146 120V121H149L148 124H147V128H143L142 125H140V128H137V123H141L143 120ZM46 122V123H45ZM12 123V124H11ZM40 123V124H39ZM216 123V122H215ZM11 124V125H10ZM2 124H0L1 126ZM42 126L43 128H41L40 126ZM110 126H113V128L111 129ZM212 126H215V130L213 131V133H211V147H212V153L215 154H218L220 151H222V149H224L226 145H228V141L227 139L224 138V134L221 132V122L220 123H216V125H212ZM208 127V126H207ZM48 129V130H43V129ZM108 128H110V132L108 131ZM223 129V128H222ZM203 130V129H202ZM207 131V129H204ZM108 132V134H107ZM193 132V133H192ZM201 132V131H200ZM203 132V131H202ZM3 133V134H2ZM110 133V134H109ZM205 133V132H204ZM203 134V133H202ZM201 134V136H202ZM205 136V135H204ZM229 136V135H228ZM199 138V137H197ZM203 138V137H202ZM201 139V137H200ZM193 140V141H194ZM228 140L230 141L231 139L228 138ZM199 141V140H198ZM201 141V140H200ZM199 141V142H200ZM227 141V142H226ZM210 142V141H208ZM139 143H143L141 146L139 145ZM201 143V142H200ZM139 145L138 148H136L135 146L136 145ZM210 144V143H208ZM137 145V146H138ZM144 147L145 149H147V147ZM209 146V147H210ZM101 148V149H100ZM188 148V146H187ZM191 148V147H190ZM228 148V147H227ZM100 149V151H99ZM103 149H105V153L104 154H107L106 156L102 153H101V150L103 151ZM211 149V148H210ZM133 149V151H135ZM139 150V149H138ZM90 151V152H93V154H96V157L94 155V161H92L91 163L89 162V157L87 158L85 155L87 154V152ZM141 151V149H140ZM139 151V152H140ZM187 151V150H186ZM185 152V151H184ZM183 152V153H184ZM138 153V152H137ZM141 153V152H140ZM139 153V154H140ZM143 153V152H142ZM85 154V155H84ZM144 154V153H143ZM152 154V152L150 153V155ZM187 154V153H186ZM89 155V153H88ZM90 155L92 156V153H90ZM102 155V156H101ZM132 155V153L130 154V156ZM157 155V154H155ZM213 155V154H211ZM223 155V154H222ZM105 156V157H103ZM141 156V155H140ZM147 156V155H146ZM190 156V155H189ZM56 157V156H55ZM58 157V158H59ZM128 158L129 157V154L127 155ZM126 157V158H127ZM138 157V156H137ZM153 157V158H155ZM207 157L209 158L208 154H207ZM213 157V156H212ZM218 157V156H217ZM216 157V158H217ZM219 157H222L221 154ZM224 157V156H223ZM127 158V160H128ZM136 158V157H135ZM135 158H132L133 160ZM146 159V157H144ZM179 158V159H178ZM188 158V157H187ZM19 159V160H18ZM67 159V158H66ZM117 159V160H116ZM141 159L142 156H141ZM192 159V158H191ZM214 159V158H213ZM131 160V159H129ZM144 160V159H143ZM147 160V159H146ZM190 160V159H189ZM62 161V159H61ZM64 161V160H63ZM141 161V160H140ZM172 161V162H171ZM174 161V162H175ZM183 161V159H182ZM16 164H13L15 163ZM56 162V160H55ZM128 162V161H127ZM134 162V161H133ZM136 162H139V161H136ZM142 162V161H141ZM140 162V163H141ZM64 163V162H63ZM93 163V164H92ZM117 163V164H118ZM57 164V162L55 163ZM128 164V163H127ZM147 164V163H146ZM149 164V163H148ZM154 164V163H153ZM162 164V165H163ZM176 164V162H175ZM116 165V164H115ZM161 165V166H162ZM176 165H179V164H176ZM114 166V165H113ZM112 166V167H113ZM117 166V165H116ZM119 166V167H120ZM136 166V165H135ZM159 166V165H158ZM171 166V165H170ZM65 167V166H64ZM118 167V166H117ZM116 167V168H117ZM118 167V168H119ZM132 167V166H131ZM147 167V166H146ZM149 167V166H148ZM163 167V166H162ZM165 167V166H164ZM38 168V169H37ZM111 167H109L110 169ZM115 168V167H114ZM121 168V167H120ZM130 168V167H129ZM61 169V168H60ZM108 169V168H107ZM106 169V170H107ZM166 168H164L163 170H165ZM57 170V169H56ZM115 170V169H114ZM124 170V169H122ZM127 170V169H126ZM125 170V172H126ZM132 170V168H131ZM162 170V171H163ZM45 171V172H44ZM52 171V172H53ZM89 171V172H90ZM109 171V170H108ZM153 171V170H152ZM167 171V170H166ZM44 172V173H43ZM48 172V173H47ZM51 172V173H52ZM117 172V171H116ZM128 172V171H127ZM132 172V171H131ZM157 172H158V169H157ZM165 172V171H164ZM46 173H47V176H46ZM55 173V172H54ZM103 173V172H102ZM101 173V174H102ZM105 173V171H104ZM111 173H113L111 171ZM115 173V171H114ZM121 173V172H120ZM123 173V172H122ZM130 173V172H129ZM160 173V172H159ZM213 173V172H212ZM117 174V173H116ZM125 174V173H124ZM215 175V172L213 173ZM88 175V174H87ZM100 175V174H99ZM108 175V174H106ZM118 175V174H117ZM220 175V174H219ZM52 176V175H51ZM89 176V175H88ZM109 176V175H108ZM132 176V175H131ZM216 176V175H215ZM67 177V178H68ZM85 177V176H84ZM91 177H93L91 175ZM95 177V176H94ZM93 177V178H94ZM106 177V176H105ZM114 177V176H112ZM116 177V176H115ZM118 177V176H117ZM125 177V176H124ZM123 177V178H124ZM127 177V176H126ZM29 178V182H28V179ZM69 178V179H70ZM82 178V177H81ZM80 178V179H81ZM90 178V177H89ZM109 178V177H108ZM130 178V175L129 177ZM214 178V177H213ZM70 179V180H71ZM95 179V178H94ZM100 179V178H99ZM98 179V180H99ZM112 179V178H111ZM117 179V178H116ZM210 179V178H209ZM38 180V181H37ZM46 180V181H45ZM61 180V179H60ZM83 180V179H81ZM80 180V181H81ZM91 180V179H90ZM93 180V179H92ZM97 180V179H96ZM95 180V181H96ZM101 180V179H100ZM100 180L98 182H100ZM106 180H107V177H106ZM122 180V179H121ZM121 180L119 182H121ZM128 180V179H127ZM131 180V179H130ZM129 180V181H130ZM134 180V179H133ZM132 180V181H133ZM222 180V179H221ZM27 181V183H26ZM40 181V182H39ZM41 181H45L43 184L41 183ZM53 181V180H52ZM73 181V180H71ZM79 181V180H78ZM78 181H73L74 183L78 182ZM88 181V180H86ZM94 181V180H93ZM116 181V180H115ZM113 181V183L115 182ZM204 181V180H203ZM36 182H39V183H36ZM111 182V181H110ZM118 180L116 183H119ZM124 182V181H123ZM202 182V181H201ZM215 182V180H214ZM41 183V185H40ZM49 183V182H48ZM81 183V182H80ZM79 183V184H80ZM86 183V182H85ZM85 183L83 182V184L85 185ZM90 183V182H89ZM128 183V182H126ZM131 183V182H130ZM207 183V182H206ZM73 183H69L70 185V189H71V186H72ZM78 184V186H79ZM82 184V188L84 189V185ZM87 184V183H86ZM74 185V184H73ZM81 185V184H80ZM98 185V184H97ZM112 185V184H111ZM87 186V185H85ZM93 186V185H91ZM102 186V185H101ZM114 186V184H113ZM117 186V185H116ZM209 186V185H208ZM80 187V188H81ZM95 187V186H94ZM104 187V185H103ZM110 187V186H108ZM115 187V186H114ZM46 188V187H45ZM62 188V189H64ZM73 189L77 188V183H76V187H72ZM79 187L77 189L81 190ZM86 188V187H85ZM105 188V187H104ZM103 188V189H104ZM207 188V187H206ZM93 189V188H92ZM91 190V188H90ZM209 190V189H208ZM20 191V192H19ZM80 191V193H81ZM84 191V190H83ZM87 191V190H86ZM89 191V190H88ZM108 190H106L107 192ZM19 192V193H18ZM60 194H59V193ZM216 192V191H215ZM52 193V194H51ZM57 194V197H56V194ZM74 193V192H73ZM79 193V192H78ZM88 193V192H87ZM86 193V194H87ZM96 193V192H95ZM98 193V192H97ZM104 193V192H103ZM211 193V192H209ZM85 194V195H86ZM89 194V193H88ZM87 194V195H88ZM99 194V193H98ZM213 194V193H212ZM217 194V193H216ZM22 195V194H21ZM55 195V196H54ZM44 195H42L43 197ZM84 196V194H83ZM91 196V195H90ZM88 195V197H90ZM28 197V195H27ZM28 197V198H29ZM30 197V199L32 198ZM46 197V198H47ZM76 197V195H75ZM86 197V196H85ZM224 197V196H222ZM46 198L44 200H46ZM84 198V197H83ZM42 199V198H41ZM47 199V200H48ZM89 199V198H88ZM70 200V199H69ZM72 200V199H71ZM29 201V199L27 200ZM35 201V200H33ZM42 201V200H41ZM40 201V202H41ZM36 202V201H35ZM34 202V203H35ZM40 202H38L40 204ZM64 203V201H62ZM61 202V203H62ZM68 202V201H67ZM66 202V204H68ZM75 202V201H74ZM30 203V202H29ZM54 203V202H52ZM51 203V204H52ZM59 203V202H58ZM72 203V202H71ZM82 203V202H81ZM80 203V205H81ZM33 204V203H32ZM31 204V205H32ZM48 204V203H47ZM53 205H57V202L56 204H53ZM59 205V204H58ZM62 205V204H61ZM64 205V204H63ZM16 206V207H15ZM27 206V205H25ZM29 206V205H28ZM44 206V205H43ZM49 206V205H48ZM24 207V206H23ZM33 207V205H32ZM46 207V206H44ZM70 207V206H69ZM19 208H22V207H19ZM18 208V209H19ZM25 208V207H24ZM28 208V207H27ZM48 208V207H47ZM68 208V207H67ZM17 209V210H18ZM64 209V208H63ZM72 209V208H71ZM2 210V211H1ZM16 210V211H17ZM46 210V209H45ZM44 210V211H45ZM54 210V209H53ZM67 210V209H66ZM64 210V211H66ZM15 211V212H16ZM20 211V209H19ZM52 211V210H51ZM21 212V211H20ZM29 212V211H28ZM67 212V211H66ZM46 213V212H45ZM58 213V212H56ZM55 213V214H56ZM62 213V212H61ZM19 214V213H18ZM17 214V215H18ZM22 214V213H21ZM52 214V213H51ZM221 214V213H220ZM227 214V212H226ZM219 216V215H218ZM227 216V215H226ZM225 216V217H226ZM16 217V216H15ZM13 216V218H15ZM19 217V216H18ZM21 217V216H20ZM231 217V216H229ZM228 217V218H229ZM219 218V217H218ZM18 219V218H15V220ZM25 219V218H24ZM19 220V219H18ZM229 220V219H228ZM242 220V219H241ZM240 220V221H241ZM17 221V220H16ZM21 221V220H19ZM227 221V220H226ZM249 221V220H248ZM220 223V222H219ZM229 223V222H228ZM231 223V222H230ZM12 224V223H11ZM16 224V223H15ZM221 224V223H220ZM223 225V224H222ZM221 225V226H222ZM255 225V224H254ZM10 226V225H8ZM225 226V225H224ZM7 226H5L4 228H6ZM232 228V226H231ZM230 228V229H231ZM235 228V227H234ZM251 228V227H250ZM9 229V228H8ZM238 229V228H237ZM249 229V228H248ZM255 229V228H254ZM236 230V229H235ZM241 230V229H240ZM9 231V230H8ZM217 231V230H216ZM233 231V230H232ZM261 231V230H260ZM5 232V231H4ZM30 232V231H29ZM238 232V230H237ZM233 233V234H236L235 235V241L236 243L234 242L233 240V237L230 238L231 239V242H228V243H232L230 245V247L228 248L227 247H223V251L222 252H219L218 248V252L220 253L221 255V258L219 261H216L217 258L216 257H213L209 260L206 259L205 256L209 257L208 254L206 255V250H208L206 248V245L205 248H202L200 254L198 255V257L196 258V260L194 262H192L191 264H264V249L262 251V249H257L258 247L261 246V244L257 245L256 242L252 241L251 243H247L244 242V240L242 238L243 235H237L238 233ZM244 232V231H243ZM259 232V231H258ZM8 233V232H7ZM5 234V233H3ZM248 234V233H247ZM6 235V234H5ZM217 235V234H216ZM220 235V234H218ZM9 236V235H8ZM6 236V237H8ZM23 236V235H22ZM215 236V235H214ZM224 236V235H223ZM233 236V235H232ZM242 238H241V237ZM245 236V235H244ZM255 236V235H254ZM1 239V238H0ZM8 239V238H7ZM20 239V237H19ZM33 239V238H32ZM229 239V240H230ZM242 239V240H241ZM246 239V238H244ZM253 239V238H252ZM11 240V238H10ZM30 240V239H29ZM49 240V239H48ZM47 240V241H48ZM228 240V239H227ZM255 240V239H253ZM259 239H257L258 241ZM263 240V239H262ZM3 241V240H2ZM34 241V239L32 240ZM37 241V240H35ZM51 241V240H50ZM223 241V240H222ZM221 241V242H222ZM233 241V242H232ZM15 242V241H14ZM258 242H261V241H258ZM12 242H10V245H11ZM32 243V242H31ZM43 244H40L39 242L38 243H33L31 246H28V249L27 251H25L27 254H36L38 255V257L33 260V259H30L31 261L30 262H27L25 259H29V258H26V257H23V259L21 260L20 263L18 264H49V260L48 262L46 260V257L48 258L47 254L49 252V250L52 248L54 249L52 246L54 244H52L50 246V248L48 249L49 245H45L44 242H41ZM49 243V242H48ZM53 243V242H52ZM226 243V242H224ZM227 243V244H228ZM262 243V242H261ZM13 244V243H12ZM206 244V242H205ZM61 245V244H59ZM209 244H207L208 246ZM211 245V244H210ZM258 247H257V246ZM263 245V243H262ZM13 246V245H12ZM15 246V245H14ZM19 246V245H18ZM222 246V244H221ZM55 247V245H54ZM15 248H17L15 246ZM261 248V247H260ZM51 249V250H52ZM64 249V248H63ZM213 249V248H212ZM57 251L59 249H56ZM55 250V251H56ZM61 250V249H60ZM15 251V249H14ZM18 251V250H17ZM24 251V249H23ZM64 251V250H63ZM62 251V252H63ZM209 251H214L209 249ZM13 252V249L12 247L10 248H7L6 244L3 242L1 247H0V264H5L6 263V260L7 258H9V256L11 255V253ZM36 252V253H35ZM210 252V253H212ZM214 252H217L216 250ZM217 252V253H218ZM26 253H25V256H26ZM50 253V252H49ZM54 253V252H53ZM52 253V254H53ZM57 253V252H56ZM55 253V254H56ZM64 253V252H63ZM28 255V256H29ZM40 255V256H39ZM215 255V254H214ZM61 256V255H60ZM59 256V257H60ZM219 256V254L217 255ZM227 258H224L226 257ZM54 257V256H53ZM229 257H231V260H229ZM233 257V259H232ZM31 258V256H30ZM35 258V257H34ZM42 258V259H40ZM51 258V257H50ZM11 259V258H10ZM20 259V258H19ZM39 259V260H38ZM55 259V257H54ZM53 260V259H52ZM221 260H222V263H221ZM190 261V260H189Z\"/></svg>","mask_w":264,"mask_h":264}]
</instances>
